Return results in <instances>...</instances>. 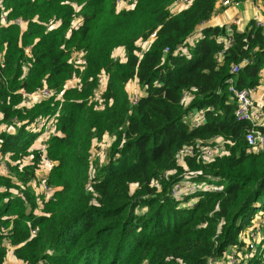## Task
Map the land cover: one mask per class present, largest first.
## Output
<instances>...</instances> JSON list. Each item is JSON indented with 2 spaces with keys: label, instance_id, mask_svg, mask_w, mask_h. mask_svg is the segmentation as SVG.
I'll use <instances>...</instances> for the list:
<instances>
[{
  "label": "trees",
  "instance_id": "obj_1",
  "mask_svg": "<svg viewBox=\"0 0 264 264\" xmlns=\"http://www.w3.org/2000/svg\"><path fill=\"white\" fill-rule=\"evenodd\" d=\"M121 1L128 0H0V160L9 170L0 169V264L11 248L23 264H211L243 245L256 211H264V151H248L249 126L236 120L227 82L234 78L238 89L262 83L264 29L254 22L243 32L234 28L221 61L225 26L200 29L218 0H195L179 14L170 8L180 0H136L119 11ZM17 19L26 22L24 31ZM153 34L143 50L139 43ZM122 49L123 61L115 58ZM101 75L107 84L99 109ZM131 82L140 89L135 105ZM44 87L65 90L63 101L25 105L22 91ZM60 104V135L46 151L53 195L37 197L40 153L20 164L40 136L32 125ZM197 111L206 122L194 127L189 117ZM106 137L108 161L101 164L93 153ZM216 137L234 143L228 155L207 164L178 159L185 146ZM183 181L209 190L175 197Z\"/></svg>",
  "mask_w": 264,
  "mask_h": 264
},
{
  "label": "built area",
  "instance_id": "obj_2",
  "mask_svg": "<svg viewBox=\"0 0 264 264\" xmlns=\"http://www.w3.org/2000/svg\"><path fill=\"white\" fill-rule=\"evenodd\" d=\"M195 0H180L181 3L185 4V9H187ZM254 1V0H253ZM260 1V0H257ZM179 2V1H178ZM261 6H257V9L260 10L261 7L264 9V2L261 1ZM136 0H128L121 1L118 5L119 11L122 9H130L135 5ZM221 5L224 7H234L239 8L242 6V1L238 0H221ZM183 9V10H185ZM5 13L3 15V22H6ZM257 28L264 29V13L259 19H255L253 21ZM14 24L19 26L21 31L26 29V22L22 19H17L14 21ZM205 24V23H204ZM204 24L200 26V29L204 27ZM238 25L237 19L233 22V24L229 26H225V36H221L219 38V43L223 44V50L220 53L219 59L222 61L224 54L230 47L233 45V37H234V28ZM156 34H153L151 38L146 42H140L143 50H147L151 44V42L155 39ZM169 49H166L165 52H168ZM25 55L29 58L31 57L30 49H25ZM81 57V56H79ZM116 59H119L118 56L115 55ZM3 66V60L0 61ZM247 64L245 60L243 63L239 65H233L231 69V74L237 75L244 65ZM24 76L26 77L30 63L25 62L24 64ZM261 76L264 78V71L261 73ZM74 83H76V79H72ZM69 81V82H71ZM231 99L236 103L235 109V117L238 122L248 123V130L245 135V140L248 145V151L257 153L264 151V89L262 95H260L261 89L260 85L254 87L252 89H238L236 86V82L234 78L229 79L228 81ZM107 84V78L104 75H101L98 79V85L95 89V95L98 93H102L105 91ZM65 90L61 92H54L49 90L47 87H44L43 90L35 92L33 94L27 93L26 91H22L21 94L25 100V105L29 108L34 107L35 105L47 101L52 97L56 96V101H63ZM258 94V98H255L254 95ZM192 100L188 94L182 100L184 105H188ZM96 101V97L94 99ZM139 101V95H134L132 99V103L135 105ZM62 105L60 104L57 109L49 116L40 117L34 125H32V130L34 132H38L40 135L35 143L28 149V157H24L20 164V168L23 169L30 162H27L29 159H33V156L36 152L41 155V162L39 164V168L37 170L36 179L32 182V187L36 192L37 197L40 194H45L49 196L52 194L53 189L48 186L47 178L49 173L54 167V163L46 156L48 140L51 136L60 135V132L57 129L58 119L60 117ZM189 121L192 126H200L206 122L205 112H196L195 114H191L189 117ZM18 123V122H17ZM31 128V127H30ZM227 145L233 146L234 143H230L224 140L221 137L214 138L209 144L194 146H185L180 149L178 153V159L183 162L186 158L192 157L197 158L198 161H203L204 163H211L219 157L224 155H228L229 151L226 148ZM6 160H10V156H6ZM0 169L2 173H9L7 162L3 159L0 160ZM169 173L165 174V178H168ZM155 185H159V181L155 182ZM199 188L208 189L209 187L204 184L201 187L194 182L183 181L179 184H176L173 188V195L175 197H179L184 193H192L198 190ZM215 191H220V188H214ZM3 233H7L6 229L2 230ZM36 232L34 231L33 234ZM243 245L239 247H234L229 249V251L225 254L224 258L221 261H216L211 264H264V211L256 217L254 222L251 224L250 228L244 233V237L242 238ZM3 246H7V240H3ZM1 246V244H0ZM14 257L13 249H10L9 259L10 257ZM7 260L6 264H14L11 260ZM23 264V263H21Z\"/></svg>",
  "mask_w": 264,
  "mask_h": 264
},
{
  "label": "crops",
  "instance_id": "obj_3",
  "mask_svg": "<svg viewBox=\"0 0 264 264\" xmlns=\"http://www.w3.org/2000/svg\"><path fill=\"white\" fill-rule=\"evenodd\" d=\"M220 2L221 0L217 1L216 11L213 17L210 19V21L204 24V27L229 26L233 24V22L237 19L238 25L236 26V28L240 32H243L250 26V24L255 19H259L264 13L263 7H261L260 10L257 9L258 5L261 6L262 4L261 1H253V0L242 1V6L239 8L224 7L221 5ZM115 55L118 56L119 59H121L122 61L126 59V52L123 49L116 51ZM259 87L261 89L260 95H262L264 89V80H262V83L260 84ZM259 96L258 94L254 95L255 98H258ZM193 113L195 114L196 112ZM9 260H11V262L14 264L19 263V261L16 260L13 256H11Z\"/></svg>",
  "mask_w": 264,
  "mask_h": 264
},
{
  "label": "rangeland",
  "instance_id": "obj_4",
  "mask_svg": "<svg viewBox=\"0 0 264 264\" xmlns=\"http://www.w3.org/2000/svg\"><path fill=\"white\" fill-rule=\"evenodd\" d=\"M183 9H185V4L184 3H181L180 1L179 2H176L175 4H173V6H171V8H170V11L172 12V13H177V14H179L180 12H182L183 11ZM218 14V13H217ZM139 45H140V43H139ZM80 58V57H79ZM78 58V59H79ZM76 83H77V81H76ZM76 83H74L73 81H71V82H69L68 84H67V87H69V88H72V87H75L76 86ZM140 89H139V87H138V85H137V83L136 82H131L130 83V85H128V91H129V93H130V97H131V99H133L134 98V95L136 94V95H139V91ZM102 98H103V94L102 93H98L97 95H96V101L97 102H94V103H96L97 104V108H102L103 106H102ZM105 141L106 142H104V143H102V145H101V148L98 150V149H95V151H94V153H93V159L95 160V161H99L101 164H106L107 163V161H108V159H107V156H108V154H107V150H108V143L107 142H110V139L109 138H105ZM4 160V159H3ZM41 196H44L45 198H50L52 195H53V192H52V194H50L49 196H47V195H45V194H40ZM261 213H262V210L261 209H258L257 211H256V216H259V215H261ZM19 264V263H18Z\"/></svg>",
  "mask_w": 264,
  "mask_h": 264
}]
</instances>
